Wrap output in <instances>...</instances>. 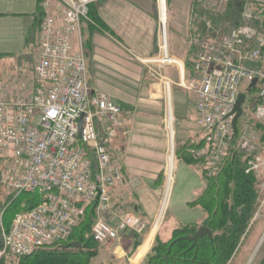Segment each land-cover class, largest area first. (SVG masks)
<instances>
[{"label":"built area","instance_id":"2783aa9c","mask_svg":"<svg viewBox=\"0 0 264 264\" xmlns=\"http://www.w3.org/2000/svg\"><path fill=\"white\" fill-rule=\"evenodd\" d=\"M98 1L43 0L45 15L33 78L18 84L17 95L0 99V161L7 163L3 181L12 200L24 194L39 196L33 209L15 216L9 231L2 229L0 260L68 245L89 210L94 213L91 235L98 244L116 241L121 233L138 236L142 231L139 220L117 217L111 204L113 190L123 180L108 145L123 129L122 108L103 91L92 94L87 60L74 54L71 43ZM235 1L245 6L242 21L225 34L204 18L203 32L193 26L196 77L182 79L181 84L195 95L201 130V141L195 148L191 145L189 153L203 162L209 177L219 172L234 149L246 157V174H258V142L264 133V0ZM158 2L161 9L162 0ZM227 2L207 0L199 9L209 16L215 10L224 14ZM248 2L256 6L255 11ZM160 23L161 56L148 63L179 66L169 53L162 13ZM246 70L250 78L243 85ZM164 81L170 91V79ZM241 94L246 96L245 103L249 101L250 118L241 128L238 121L236 132L233 122ZM166 123L173 143L172 113ZM171 157L169 172L174 153Z\"/></svg>","mask_w":264,"mask_h":264},{"label":"crops","instance_id":"0c3cea01","mask_svg":"<svg viewBox=\"0 0 264 264\" xmlns=\"http://www.w3.org/2000/svg\"><path fill=\"white\" fill-rule=\"evenodd\" d=\"M93 12L102 21L101 27L83 21L81 28L72 35V47L75 55L85 54L87 58L88 85L92 94L103 91L122 108L123 129L117 130L116 137L108 145L110 157L121 168L123 180L112 198L114 210L122 214L132 210L152 219L157 210L147 196L141 197L138 189L155 190L157 177L164 172L170 142L164 96L170 93L171 102L175 106L178 104L181 110L176 117L177 125H173V143L182 156L189 144L201 141L200 131L193 130L197 127L194 122L196 98L182 88L174 95L172 90L164 91L152 83L146 68L140 65V61L159 55L162 11L157 0H99L90 14ZM41 15L40 0H0V99L17 95L18 84L33 78L39 54ZM190 27L187 32L194 35ZM187 35L181 32V38L172 35L171 40L168 39L173 56L182 63L171 69L172 80L174 72L176 76L178 73V80L191 79L193 53L190 54V47L193 46L189 42L188 47ZM175 42L183 47L181 56L177 54ZM187 62L189 73L185 67ZM180 93L186 98L185 102L178 99ZM195 161L196 170H192L199 178L204 175L203 162ZM124 189L128 194L134 192V198L139 201L125 204ZM123 236L125 241L135 238L130 232Z\"/></svg>","mask_w":264,"mask_h":264},{"label":"rangeland","instance_id":"374dc122","mask_svg":"<svg viewBox=\"0 0 264 264\" xmlns=\"http://www.w3.org/2000/svg\"><path fill=\"white\" fill-rule=\"evenodd\" d=\"M207 0H167V13H168V20H167V38L171 40L172 35L181 38L180 33L186 32L187 40H188V47L190 46L189 42L192 41V32L189 31L188 26L193 29V26L200 28L201 32L205 30V23L203 22V18L209 20L215 28L220 29V33L225 34L228 30L233 26L234 23H237L239 19V13L244 12L245 6L242 7L238 11L235 9L234 12L230 16H225V13H219L218 10L212 11L214 13L213 16H209L210 14H206L205 12L199 9ZM158 6L159 2L157 0ZM249 7L252 10H256V6L252 2H248ZM160 7V6H159ZM200 11H199V10ZM218 13V14H217ZM223 14V15H222ZM198 15V16H197ZM200 17V18H199ZM198 18V19H196ZM197 20V21H195ZM100 21V22H99ZM90 25L95 24L97 27L100 28L102 25V21L98 17H96V13L94 12L90 14L89 19L87 21ZM188 23V24H187ZM100 24V25H99ZM94 26V25H93ZM190 27V29H191ZM175 30H174V29ZM177 30V31H176ZM181 31V32H180ZM161 35V45L159 47V55L153 59H147L146 61H140V65L146 68L148 72V77L152 81L153 84L161 86L164 91H168L169 88H165L164 79H170V91L172 90L173 95L174 93L177 94L179 92V88L182 84V79L178 80V73L177 76L174 72V79L172 80L171 77V69L174 66H170L168 68L162 67L161 65L154 63L149 64V61H155L160 58V50L164 43V38L162 34V29L160 32ZM182 35V34H181ZM73 40V37H72ZM71 40V43H72ZM180 41V40H179ZM181 42V41H180ZM173 43V42H172ZM181 43L175 42L174 46L176 47L177 54L179 56L182 55L183 47H179ZM73 48V47H72ZM77 49V46H75ZM168 49L171 57L175 60L176 58L173 56V49L170 44L168 43ZM194 48L190 47V54L193 53ZM173 53V54H172ZM85 58V54H82ZM87 60V58H86ZM178 66V65H177ZM249 68L250 65H247ZM186 71L190 72V64L187 62L185 64ZM252 69V68H251ZM244 77H242L241 81L243 85H246L249 82V72L246 70ZM196 77V74L193 72L191 78ZM173 88V89H172ZM183 89V88H182ZM184 90V89H183ZM168 91V93L170 92ZM185 91V90H184ZM187 92V91H186ZM193 94V93H190ZM167 99V97H169ZM195 96V95H194ZM165 104H166V113L165 118L168 121V117L172 113L174 117V127L177 125L176 121L178 116H180V107L178 104L175 106L171 102V95H165ZM173 97V96H172ZM183 97V98H182ZM167 99V100H166ZM178 99H183L186 101L183 93L178 95ZM173 100V99H172ZM249 101H247L244 105L245 113L243 117L239 120V128L242 127V123L250 118L248 113ZM197 112L194 116V122L197 125L194 126L193 130L197 133V130H201L197 123ZM180 120V119H179ZM168 127V126H167ZM185 128V127H184ZM198 128V129H197ZM169 149L167 153L166 164L164 166V172L157 177L155 182V190H147V189H138L141 197L146 198L150 201L152 206L156 208V216L152 219L148 217H144L141 213H134L132 210L131 212H115V208L113 206V202L111 200L112 209L117 217L126 218V217H133L135 220H139L141 224L142 231L140 234L135 235V238H131L129 241H125L124 233L119 235V238L116 241L107 242L105 244H99L96 246V250H99V255L90 263V264H146L147 261L150 259V256L154 253L155 249L160 245V243H167L171 241L177 232V230L183 228L182 226L189 224V223H196L197 227H201L206 219L207 213L205 208L199 202L195 203L206 191L207 189V181L205 180L206 177L200 175L199 178L193 173V170H196L193 165L196 161L188 157L190 154V146L194 145L193 148L196 147L197 143L189 144L188 148L185 151V155L180 153L179 148L176 146V149L172 147V137L169 135ZM176 139V138H175ZM259 148V157H258V174H253L256 177V190L258 191V199H257V206L255 207L252 215L249 218V221L246 223L245 227V234L243 237L237 242L236 248L234 249L232 256L230 257L229 261L224 264H264V133L259 139L258 142ZM174 153L173 159V166L172 171L169 172L170 169V162H171V155ZM204 166V165H203ZM7 171V163L0 161V245H1V236H2V229L4 228L6 231H9L11 226L7 228L5 226L4 216L6 211L9 210V202L11 196L9 194V190L7 189L4 181L3 175ZM251 174V173H250ZM123 184L117 186L113 190L112 198L118 188H120ZM128 190H123V202L125 204H130L132 201L138 202L139 199H135L132 191L128 194ZM132 193V194H131ZM144 195V196H143ZM131 196V197H128ZM193 202L195 204H193ZM156 204L158 206H156ZM165 206V214L161 221H159L161 215V209ZM215 208L213 207V212ZM19 214V213H17ZM16 213L13 215L16 216ZM12 217V218H13ZM15 218V217H14ZM13 218V219H14ZM13 222V221H12ZM2 225V227H1ZM12 225V223H11ZM93 225V224H92ZM155 227H157L156 232L157 235L154 236L152 241L150 240L151 234L154 231ZM92 230V226H91ZM149 241V247L145 255H143L140 259L138 256L142 247ZM151 242V243H150ZM1 247V246H0ZM3 264H19V258L14 257L13 255H7L4 257ZM138 259V260H137ZM1 261V260H0ZM222 263V262H221ZM223 264V263H222Z\"/></svg>","mask_w":264,"mask_h":264},{"label":"trees","instance_id":"16d2710c","mask_svg":"<svg viewBox=\"0 0 264 264\" xmlns=\"http://www.w3.org/2000/svg\"><path fill=\"white\" fill-rule=\"evenodd\" d=\"M42 1L40 0V7ZM226 5L225 16H230L232 11L234 12L235 9L239 11L243 7L235 0H228ZM41 10L39 27L44 18L42 7ZM241 21L240 11L239 19L235 24ZM235 150L225 158L216 175L209 177L204 170L207 189L195 202H199L205 208L207 219L201 227L208 228L212 232V241L207 236L198 239L196 246L193 242L179 241L173 245L169 253L172 242L181 237L193 236L201 228L197 227L196 223L186 224L177 230L171 241L160 243L146 264H224L229 261L237 242L245 234L246 223L257 206L258 199L256 177L253 174H246V157ZM188 157L194 159L191 154ZM38 202V195L24 194L16 200L11 198L9 210L4 216L5 226L7 228L11 226L15 213L31 210ZM93 219L94 213L89 210L86 218L67 243H79L80 248L66 250L64 249L66 245H55L41 249L31 256L19 258V264H90L99 255V250L95 248L99 244L91 235ZM4 259L0 264H3Z\"/></svg>","mask_w":264,"mask_h":264},{"label":"water","instance_id":"95a60500","mask_svg":"<svg viewBox=\"0 0 264 264\" xmlns=\"http://www.w3.org/2000/svg\"><path fill=\"white\" fill-rule=\"evenodd\" d=\"M256 81L253 83V86H255ZM246 96L244 94H241L238 98L236 107H235V112L237 113L233 122V128L234 130L237 132V124L239 119L242 117L243 115V104L245 102ZM207 236L211 241H212V232L205 227H201L193 236H185V237H181L177 240H175L174 242L171 243L170 247H169V253L172 250V247L175 243L179 242V241H189V242H193L194 246L197 245L198 239L203 238ZM81 245L79 243H72L69 245H66L64 247V249H69V248H80Z\"/></svg>","mask_w":264,"mask_h":264},{"label":"bare ground","instance_id":"6f19581e","mask_svg":"<svg viewBox=\"0 0 264 264\" xmlns=\"http://www.w3.org/2000/svg\"><path fill=\"white\" fill-rule=\"evenodd\" d=\"M161 9H162V18H163V22L164 23H167V20H168V13H167V0H162V3H161ZM176 62L181 65L182 63L177 61ZM165 206H163V208L161 209V215H160V218H159V221H161V219L163 218L164 214H165ZM156 229L157 227H155L154 231L152 232L151 234V237H150V240L149 241H152L153 237L157 235V232H156ZM149 241L144 245V247H142L141 251H140V254L138 256V259H140L143 255H145V253L147 252L148 250V247H149ZM151 243V242H150ZM137 259V260H138Z\"/></svg>","mask_w":264,"mask_h":264}]
</instances>
